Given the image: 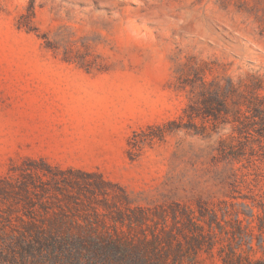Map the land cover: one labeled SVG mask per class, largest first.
I'll use <instances>...</instances> for the list:
<instances>
[{
    "label": "rangeland",
    "instance_id": "374dc122",
    "mask_svg": "<svg viewBox=\"0 0 264 264\" xmlns=\"http://www.w3.org/2000/svg\"><path fill=\"white\" fill-rule=\"evenodd\" d=\"M196 69L257 78L264 98V0H0V188L50 166L143 208L227 205L264 258V138L235 159L217 150L229 125H183ZM12 203L0 196V227Z\"/></svg>",
    "mask_w": 264,
    "mask_h": 264
},
{
    "label": "trees",
    "instance_id": "16d2710c",
    "mask_svg": "<svg viewBox=\"0 0 264 264\" xmlns=\"http://www.w3.org/2000/svg\"><path fill=\"white\" fill-rule=\"evenodd\" d=\"M189 87L180 120L202 134L229 125L231 143L219 140L221 155L237 159L255 136L264 138L259 79L208 81L196 69ZM6 185L0 196L17 210L2 217L0 264H200L203 255L220 264H264L244 253V246L252 250V230L227 205L219 215L200 201L195 209L177 202L143 208L98 175L50 166Z\"/></svg>",
    "mask_w": 264,
    "mask_h": 264
}]
</instances>
